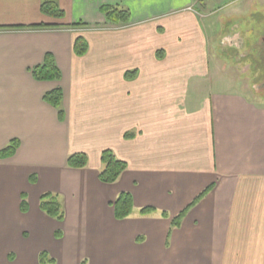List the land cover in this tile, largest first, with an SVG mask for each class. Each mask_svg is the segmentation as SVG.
I'll return each mask as SVG.
<instances>
[{"label":"crops","instance_id":"obj_1","mask_svg":"<svg viewBox=\"0 0 264 264\" xmlns=\"http://www.w3.org/2000/svg\"><path fill=\"white\" fill-rule=\"evenodd\" d=\"M210 3L58 0L56 19L40 0H0V151L20 143L0 159V264H41L42 252L54 264H264V78L227 69L203 25ZM106 5L129 24H109ZM48 54L61 79L37 81ZM56 89L63 119L44 100ZM105 150L128 166L111 185ZM75 154L86 168L68 167ZM47 193L66 200L63 222L42 212ZM121 193L134 211L117 220Z\"/></svg>","mask_w":264,"mask_h":264},{"label":"trees","instance_id":"obj_2","mask_svg":"<svg viewBox=\"0 0 264 264\" xmlns=\"http://www.w3.org/2000/svg\"><path fill=\"white\" fill-rule=\"evenodd\" d=\"M41 11L43 14L56 18L62 19L65 16L64 11L59 7L58 0H40ZM100 12L106 17L107 22L111 25L125 26L130 22L131 14L128 9L120 6H102ZM72 26L88 27L85 24H77ZM49 28V25L31 26ZM23 28V27H22ZM88 44L79 36L74 44V51L77 56H84L88 52ZM31 73L37 81H53L60 80L61 73L56 66L52 55L48 54L43 65L37 66L31 70ZM44 100L58 110L59 118L63 119L64 112L62 109L63 93L61 89H56L47 93L44 96ZM20 143L18 140H13L10 144L0 151V159H7L13 157L19 147ZM102 169L99 174V180L104 184H115L119 181L121 176L125 173L128 166L125 162L119 160L113 151L105 150L101 155ZM68 167L73 169H84L88 166V159L85 154H75L69 157L67 161ZM213 187V186H212ZM209 187L203 192L195 201L188 206L183 212H181L172 221V228H179L182 220L188 213L189 209L196 205L202 198H204L212 189ZM114 207V215L117 220H124L129 218L134 211V200L129 193H121L116 201L112 203ZM40 207L42 212L47 216L52 217L60 222L65 220L64 209L57 196L47 193L43 194L40 198ZM21 209L24 213L28 211V204L26 197H23ZM156 211L154 208L146 207L143 208L140 213L142 215H149ZM164 217H168L167 214H163ZM60 237V232L56 234ZM41 264H54L55 261L51 259L47 252H42L40 255Z\"/></svg>","mask_w":264,"mask_h":264},{"label":"rangeland","instance_id":"obj_3","mask_svg":"<svg viewBox=\"0 0 264 264\" xmlns=\"http://www.w3.org/2000/svg\"><path fill=\"white\" fill-rule=\"evenodd\" d=\"M203 13L205 31L213 49L219 51L228 64L227 69L235 68L239 78H251L256 81L254 84H261L264 78V0H213ZM58 199L65 205V199Z\"/></svg>","mask_w":264,"mask_h":264}]
</instances>
